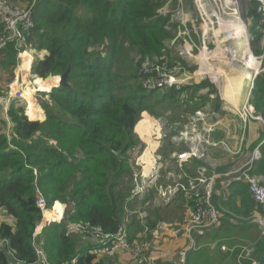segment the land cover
Masks as SVG:
<instances>
[{
  "label": "trees",
  "instance_id": "1",
  "mask_svg": "<svg viewBox=\"0 0 264 264\" xmlns=\"http://www.w3.org/2000/svg\"><path fill=\"white\" fill-rule=\"evenodd\" d=\"M12 1L33 4L34 27L23 48L31 46L48 52L44 58H35L32 75L40 78L50 73L62 75L71 65L68 81L72 89L58 86L43 93L48 95L43 102L46 118L39 120L28 118L24 99H10L6 113L11 130L0 133V207L14 223H0V243L3 241L0 264H17V261L40 264L38 250L45 253L50 264H104L94 252L95 246L79 247V239L71 230L79 222L99 225L108 233H116L126 225L138 229L145 226L138 214L132 216L131 209L137 197L133 190L140 182L136 179L139 171L135 172L137 166L141 170L137 160L146 146L136 131L141 113L166 116L167 107L163 105L166 99L170 103H190L192 108L185 115L212 101L211 108L217 112L214 119H218L224 113L220 111L223 101L218 94L213 95V90L209 94L190 91L205 89L209 82L180 89L143 88L139 68L146 59L166 57L170 67L189 64L171 55L166 45L173 32L167 28L171 15L159 12L166 5L173 10L178 0ZM247 2L242 16L249 22L250 43L257 55L264 49L263 22L259 2ZM172 27L177 30L178 25ZM5 33L0 23V36ZM18 54L14 43H9L0 53V78L8 77L7 81L4 79L6 91L20 63ZM196 69V65L189 68L191 72ZM49 88L29 90L34 94ZM251 95L256 113L264 119V72L255 77ZM153 97L157 101L153 102ZM39 109L38 103L35 108L28 107L31 116L37 115ZM261 151V158L251 172L264 183V144ZM194 160L197 166L203 163ZM222 171V167L217 169ZM164 180L159 184L172 183ZM222 183L220 179L216 181L217 197L213 195L222 213L220 226L236 221L243 223L234 224L243 231L252 229L256 225L253 216L257 213L264 216V206L255 202L246 189L248 184L241 180L231 181L227 187L229 197L219 199ZM37 189L48 199L47 209L51 210L46 211L47 217L57 220L63 214V204L66 208L60 222H51L41 234L35 235L43 219V211L37 205ZM160 210L157 208L156 220L153 213L148 215L146 226L150 230L158 219L162 220ZM130 217L132 221L128 222ZM165 217L169 219V215ZM258 245L263 252L260 264H264V241ZM247 260L246 264H252Z\"/></svg>",
  "mask_w": 264,
  "mask_h": 264
},
{
  "label": "built area",
  "instance_id": "2",
  "mask_svg": "<svg viewBox=\"0 0 264 264\" xmlns=\"http://www.w3.org/2000/svg\"><path fill=\"white\" fill-rule=\"evenodd\" d=\"M257 1L259 2L258 11L261 14L264 31V0ZM164 11L165 10H160L159 12L161 15L166 16V12ZM167 11L169 14L176 12L177 15H182L184 12L183 3L181 2L175 10H170L168 8ZM0 23H2L6 29V33L0 36V53L9 43H14L16 49L19 51L18 57L21 64L23 60L22 54L27 50L23 47L27 44L28 34L34 27L33 7H24L10 0H0ZM254 60L256 63H259V69H251L250 73L254 74V78L250 93L245 104L239 111V116L245 124L253 120L262 121L264 123V119L261 115L256 113L255 107L251 103V90L253 88L254 79L259 74L261 65H264V52L260 55H255ZM181 69L182 68L179 70L178 67H170L165 57L155 62L143 61L139 68V75L142 77L143 88L146 90L164 89L168 87L180 89L184 86H181V84H184L182 80H185L180 77L182 74ZM262 71H264V69H262ZM187 78L188 80L192 79L191 76ZM20 79V75L16 74L15 78L9 84L7 94L0 95V104L5 105V109H7L11 98H25L23 96V90L17 88V85L21 83ZM188 80L186 79V82ZM22 81L24 82V80ZM24 83L27 84L26 82ZM15 86L17 88L16 90ZM216 113L217 112L210 106L206 105L189 114L188 124L185 129L180 130L179 133L174 136L175 139L184 141L189 146V150L179 152L175 156L179 167H182L184 163L192 158H205L210 146L215 147L221 144L216 142L212 136L213 132H215L219 126L217 120L214 119L217 115ZM155 137H159L157 138L158 141L161 140L163 137L162 129H160V135L155 134ZM252 153V158L245 165L247 166L246 168L242 166L238 169L216 173L209 167L202 165L198 168V177H186L185 181H181V174L172 171L169 173V179L172 183L158 186V194L160 198L165 201L183 192L185 196L193 202L190 215L185 219L182 227L186 235L190 237L191 243L189 248L179 251V258L177 259L179 264H186L189 251L195 248V235H205L214 228H217L220 224L222 213L218 210L213 201L216 179L219 177H226L222 183L221 189L223 198L228 197L229 190L227 187L231 181L241 180L248 184L249 191L255 202L260 206H264V183L262 184L261 181H259L260 179L251 173L255 162L261 158V153L257 150ZM153 158H155V161L148 175L144 172L143 164L138 161L139 158L137 160V163L141 165V170L136 175V179L139 178L140 182L137 183L133 190L135 195L143 196L148 193L152 187L157 185L161 177L160 171L162 165L158 161L159 157ZM35 174H37L36 170ZM47 204L48 199L40 189H37V205L43 211V214L48 210ZM145 216L143 212L140 213L141 220L146 219L147 216ZM252 222L259 225L262 230V235H264V216L261 213H257L253 216ZM47 223L49 224L50 221H47ZM173 227L172 224L159 221L155 234L168 230L172 231L174 230ZM37 228L35 235H38ZM74 230L79 234L91 236L95 246L94 252L99 255H106L114 258L121 252H129L134 257L133 264H158L153 255L154 252L152 251L155 239L146 238L141 241L131 240L126 226H121L116 233H108L99 225H94L90 222H79L74 225ZM1 243H3V241H1ZM222 249L230 253H238L239 259H250L252 264H259L254 257L256 244L251 243L234 247L222 245ZM38 256L40 264H50L42 250H38ZM17 264L24 263L22 261H17Z\"/></svg>",
  "mask_w": 264,
  "mask_h": 264
},
{
  "label": "rangeland",
  "instance_id": "3",
  "mask_svg": "<svg viewBox=\"0 0 264 264\" xmlns=\"http://www.w3.org/2000/svg\"><path fill=\"white\" fill-rule=\"evenodd\" d=\"M10 1L13 3L19 2V1H12V0H10ZM188 1H189V3L186 2V0H179V4L181 2H183L185 5V12H183L182 15H177L176 12L169 14L167 11V9L169 8L168 5H166L162 9V10H165L164 12H166V15L167 14L171 15V20H170V23L168 24L167 28L169 31H173V32H172L171 36L166 40V44L168 45V47H171V48H169L171 51V55L174 58H176V56L181 57V58L183 57L189 63L187 67L182 66L183 68L180 67V65L176 66L179 68V70H180V68H182L181 69L182 74L180 75V77L182 79H185V80H182L184 82V84H181V86L191 85L190 83L198 84V83H200V81L202 82V86H203L207 82H209V86L205 89L200 88L198 91H195V89L192 88L190 91L191 92H198V93L206 92L209 94L213 90V92H212V93H214L213 95H217V94L220 95V92H223L225 95H228L231 92H229V91L226 92V89L223 87V86H225L226 88H228L227 84L225 83V82H227V80L224 77H228L230 79L231 85L234 86L235 90H237L238 89V86H237L238 85V81H237L238 79L237 78H241V77H239L240 76L239 73L243 69L240 66L244 67L243 59H242V62H243L242 63L240 60L228 58V57L232 56L230 54V51L233 50V52H236V53H238V51H239V58H241L242 53H244L245 49H247L246 55H247L248 67H251L254 64H259V63L255 62L254 55L251 52V49L254 51V48L251 46L250 38H249L248 30H247L249 27V25H248L249 22L245 21V19L242 16V13H243L245 7H247V5H248V2H247V0H229L228 4H227V3H224L222 0H220V2H219V0H188ZM229 2H230V4H229ZM18 4H20L24 7H26V6L33 7V4H26V3L23 4L21 2ZM195 4H197L198 6H195ZM224 6H227V8H225ZM188 11H191V13L193 15V26L189 29H185L183 23H186V15H187ZM220 19H223L225 26L228 27V29H226V27H224V25L220 24ZM244 22H245V24H244ZM205 23L207 25V27H206L207 32L206 33L203 31V26H202ZM232 23L233 24L239 23L241 25V29H242L241 36H242V38L235 37V36H239V35H237V31H238L237 29L238 28H234V30H233V28H231ZM173 24L178 25L177 30L173 29V27H172ZM225 29H226V32H228V34L226 33V35L229 38V40L224 38ZM204 42H206L208 49L206 47H204V45H205ZM33 50L36 51L35 55L33 54ZM183 50L188 51V52H186V56L183 54L182 55L180 54V52ZM42 55H43L42 51L41 52L37 51L36 49L32 48L31 46L28 47L27 50L23 52L24 57H23V60L21 62L20 69L23 72L22 74H23L24 78H22V76L20 75V77H21L20 82L21 83L19 85V88H21V90L26 88V86L28 84L32 83L33 85H35L33 83L35 80H37V88L44 86V83L41 82V79L43 80V78L39 77V79H37V77L33 76V75L31 77H29L30 71L29 70L26 71V74H25V71L23 70V69H30L31 63L33 61V56H35V58H36V57L42 56ZM233 56L237 57V54L233 55ZM224 57L228 58V60H225L226 58H224ZM161 58H157V59H155V61H157ZM146 60L149 62H155V61H150L148 59H146ZM197 60H199V62H200V67H197L196 70L191 72L189 70V68L193 67L194 65L199 66V64L197 65ZM235 60H236V62H235ZM227 62L229 64L230 63L231 64L230 65L226 64ZM236 64H238L239 66ZM221 68H222V70L226 71L225 75L222 74ZM262 68L264 69V65H262ZM243 70L247 71L246 68ZM247 72H246V74H247ZM221 75L223 76L224 79L222 80V83L220 84V82H221L220 79L222 77ZM249 75H251L250 72H248V76ZM55 76L58 77L61 75H55ZM188 76H191L192 79L188 80V78H187ZM253 78H254V75L252 76V79ZM4 79H6V81H7L8 77L7 76H3V77L1 76V78H0V95H5L7 92L5 90L6 84L4 82ZM22 79L24 80V82H26V83L28 82V84H25L22 81ZM186 79L188 80L187 82H186ZM47 80H49V79H47ZM50 80H57V83L50 86V88L46 91L37 90L33 94V96L27 92V94L30 97H32L30 101L26 97H25L26 99L22 97V99L25 100L26 113L28 114L29 119H31V120H37L38 119L39 120V118H42L44 116V114H45V118H46V113H45V109L43 107V102L48 99V95H44L43 93H49L50 89L59 86V78L53 77ZM210 81H213L214 87L209 88L212 85V83ZM236 83H237V85H236ZM250 84H251V82L249 80H246L243 82L242 102L245 100V98L248 95V92L250 89ZM168 88H170V87H168ZM28 91H30V90L28 89ZM188 94H190V97L192 96L191 93H188ZM183 95L186 97V94H183ZM179 96H180V98L182 97V95H179ZM156 99H157L156 97H153L151 100L153 102H155V101H157ZM215 101L216 100H214V103H215ZM193 102H195V100ZM37 103L40 106L39 112L37 113V115L31 116L29 114L28 107L35 108ZM163 105L167 107L166 112L168 114L166 113L167 114L166 116L157 117V116L151 115L148 111H144L143 113H141L140 120L137 123V130L136 131L138 132L139 137L141 139L143 138L147 142V147L144 149L143 153L140 155L142 161H144L146 163V165H145L146 171H148L152 165V159H153L152 150L156 147L157 141H158L157 138H159V137H155V134L160 135L159 129L163 128V130H162L163 137L161 138L162 145H163L162 147L167 145L168 150L173 149L175 142H176L174 140V136L177 135L180 130L185 129L186 125L188 124V118H189L190 113H187L185 115V112L192 108V106H190V103H186L185 101H182V102L178 101L176 103H170L168 99L164 100ZM207 105L212 107L213 102L211 101V103H209ZM40 114H42V115H40ZM142 115H143V117H142ZM150 115L157 118L159 121V124L155 125V120L152 119ZM233 116L234 115L231 114V115L224 116V118H222L221 116L219 117V118L223 119L222 123L221 124L219 123V126L222 129L227 130L228 133H229V130L231 128L232 129L234 128V125H236L239 129H241V126L243 127V124L241 123V121L239 119L237 120L236 124L232 123L230 121V118ZM45 118L43 120H45ZM161 118H162V120H161ZM1 119H2V114L0 112V121H1L0 122V133L3 132V129H4V122L3 121H5V120H3V119L1 120ZM43 120H40V121H43ZM253 121H256V120H253ZM259 124H258L260 126L259 135H262L261 137H263L264 136V123L262 121H260ZM156 131H158V132H156ZM240 136H241V133H240ZM238 141H239L238 143H240V140H238ZM259 143H260L259 140H256L253 142V144H250L248 147H247V143H244L243 149L240 150V152H238V153H232V152L230 153L228 150H224V152L228 151L229 155L227 153H223V156L226 158L225 160H223V162H224L223 165H228V170L238 169L242 166L244 167L249 162V160L252 158V154H253L252 152L254 151V148H256L258 146L259 149L257 151H260V153L262 154L260 147L263 145V143H260V144ZM232 146L234 147L235 145L233 144ZM158 152H159V150H158ZM133 153L134 152H132V155H133ZM231 154H234V156H232ZM140 156H139V158H140ZM148 162L150 165L148 164ZM246 167L247 166H245L244 168H246ZM210 169H212L214 171L216 170L214 168H210ZM228 170H226V171H228ZM138 171L140 172V168L137 166V168L135 169V172H138ZM219 178H221V177H219ZM225 179H226L225 176L222 177V181H224ZM164 181H166V180H164V179L161 180V182H164ZM157 193L158 192L154 193L153 197H150V199L147 201V203H145L143 205L147 208L149 207V211L151 213H153V216H152L153 220H156V218H154V217L159 215L157 213V207L159 205L161 206V202H163L162 199L159 198ZM138 202L139 201H137V203H136L137 206L139 204ZM176 206L177 205H174V207H176ZM46 211L43 214L44 218H45ZM145 211H146L145 213H148L147 210H145ZM137 214L138 213L133 214L132 216H135ZM1 219H2V213L0 212V223L6 222V221H2ZM158 220L154 223V225L159 223ZM234 222H236V221H233V223ZM237 223L243 224L242 222H237ZM142 224L146 226L147 222L144 220V221H142ZM234 224H232V225L231 224H229V225H222L221 224V226L219 224V227L217 229H215L216 232L214 233L215 235H219V241L217 242V245L212 246L211 249L210 248L205 249V254L211 253L210 256H213V254H218V255L222 256L225 253L223 251H221L220 248L222 246V242H223L222 240L224 239V237H228V239L225 240V242H223V243H227L226 245L228 246V245H232L235 243V240H230V238L234 237L235 235H237V237H239L241 235H246L247 239L238 240L236 244H242V245H244V244L248 245L251 243L256 244V251L254 253V257H255V260L260 264V261L263 257V252H262V248L258 244L260 242L264 241L263 240L264 235H262V230L260 229L259 225L253 224L254 227L252 229H249L247 231H243V229H241L239 226H236ZM219 230H221V231H219ZM245 232H246V234H244ZM71 234L80 240L83 239L86 241H90L92 244H94L91 236L82 235V234L77 233L74 230V227H72ZM199 246L200 245H197V243H196L195 249H193V250H197L199 248ZM225 252H227V251H225ZM210 256H208V257H210ZM227 258H228V261H226V264H230V263L234 262L233 257H231L230 255L227 256ZM211 260L214 261V257H212Z\"/></svg>",
  "mask_w": 264,
  "mask_h": 264
},
{
  "label": "crops",
  "instance_id": "4",
  "mask_svg": "<svg viewBox=\"0 0 264 264\" xmlns=\"http://www.w3.org/2000/svg\"><path fill=\"white\" fill-rule=\"evenodd\" d=\"M186 2L189 3L188 0H186ZM16 4H18V3H16ZM176 4L172 7L173 10H175V8L179 5V2L176 3ZM195 6H198V5L195 4ZM183 11L185 12L184 3H183ZM244 24H245V22H244ZM183 25H184L185 29H189V28H191L193 26V15H192L191 11H188V13L186 15V23H183ZM202 26H203V31L206 33L207 32L206 23L203 24ZM248 34H249V31H248ZM249 38H250V34H249ZM204 43H205L204 47H206L208 49V46H207L206 42H204ZM168 48H171V47H168ZM35 52L36 51L33 50V54L34 55H35ZM186 52H188V51L187 50L186 51L183 50V51L180 52V54L181 55L183 54V55L186 56ZM251 52H252V54L254 56L256 55V53L252 49H251ZM263 52H264V49H263ZM42 53H43V55L42 56H38V57L44 58L48 54V52L46 50H43ZM262 53H260V54H262ZM260 54H257V55H260ZM243 56H244V53H242L241 58H243ZM236 58H238L237 60L241 59V58H239V51L237 53V57ZM34 60H35V56H33V61ZM33 61H32L31 66H30V75H29V77L32 76L31 69H32ZM235 62H236V60H235ZM198 64H199V66H197V67H200L199 60H197V65ZM236 65H238V64H236ZM243 65H244V63H243ZM20 66H21V64L17 66V68L15 70V76H16V73H17V74L21 75L22 78H24L23 74H22L23 72L20 69ZM240 67L243 68V69L246 68L248 72H251V69L248 67L247 64H245L244 67L243 66H240ZM252 69H254V68H252ZM262 69L263 68H262V65H261L259 73L264 72V71H262ZM250 74H251L250 76L244 75V77H242L241 81H238V85L236 83V85L238 86V89H237L238 91L234 89V91L232 93H229L228 95H225L223 92H220V95H219L220 99L223 101V104L221 106L220 111L222 112L224 110V113L220 114V116L222 118H224V116L233 114L234 116L230 118V121L232 123L236 124L237 120L239 119L241 121V123L243 124V127L241 126V129H239L236 125H234V128L233 129L231 128L229 130V133H228L227 130L222 129L220 126H218V129L215 132H213L212 136H213V139L216 142H219L221 144L218 145V146H215V147L214 146H210L209 147V151L207 153V156L205 158H203V159L196 158V159L201 160L203 162L199 166H197V163H195V160H194L195 158L194 159L192 158L188 162L184 163L182 167H179L177 159H176L175 156L179 152H183L185 150H189V146L184 141H179V140L174 138V140L176 142H175V145H174L173 149H171V150L167 149V145L162 147L163 145H162V141L161 140L157 141V145L152 150V152H153V157H159L158 161L162 165V169L160 171L161 177L159 178V180L157 182V185L152 187L149 190L148 193H146L143 196H140V195L138 196L137 195L138 197H135L134 206L132 207V215L138 213L137 217H138V219H140V213L143 212L148 217V215L151 212L149 211V207L147 208V207L143 206L144 204L142 203V200H147L148 201L150 199V197H153V194L158 192V186L160 185L159 182L162 179L170 180L169 179V173L170 172L175 171L178 174H181L182 175L181 181H185L186 177H189V178L198 177L199 176L198 168L200 166H202L203 164L205 166L209 167V168L216 169L215 170L216 173H223L226 170H228V165H223L224 164L223 160L226 159L223 156V153H227L228 155H229L228 151L230 153L231 152L232 153H238V152H240V150L243 149L244 143H247V147H248L250 144H253V142L256 141V140H259L260 143L264 144L263 137H261L262 135H259V129H260V126H261L259 124L260 121H258V122L257 121H251V122L245 124L244 121L239 116V111L241 110V108L245 104V102H246V100H247V98L249 96V93H250V89H251V85H252V81H253L252 76L254 75L253 73H250ZM227 78H226L227 82H225V83L226 84H231L230 79L229 78L227 79ZM246 80H249L251 82V84H250V89H249L248 95L245 98V100L242 102V87H243V82L246 81ZM52 82H56V81H52ZM210 82L212 84H214L213 81H210ZM17 88H19V85L17 86ZM19 89H21V88H19ZM10 104H11V102L8 103V106ZM4 107H5V105H1L0 104V112L2 114V119L5 120V121H3L4 122L3 131H6L8 133L11 130V122L9 121L8 115L6 113L8 107H7V109H5ZM44 117H45V114H44ZM142 117H143V115H142ZM151 118L155 120V125L159 124V121H158L157 118H155L153 116H151ZM222 118L216 119L217 122L221 124L222 120H223ZM161 120H162V118H161ZM160 129L163 130V128H160ZM158 131H156V132H158ZM240 133H241V136H240ZM238 140H240V143H238L239 142ZM143 141L146 143V146H145V148H146L147 147V142L144 139H143ZM233 144L235 145L234 147L232 146ZM258 149L259 148L257 146L256 148H254V151H256ZM158 150H159V152H158ZM224 150H228V151L224 152ZM231 155L234 156V154H231ZM259 160H257V161H259ZM139 161L143 164L144 172L148 175L150 170L152 169L151 168L152 165H151L150 169L148 171H146V169H145L146 163L144 161H142L141 156L139 158ZM154 161H155V158L152 159V164L154 163ZM217 167L218 168L222 167L224 169V171L217 172V169H218ZM219 179L222 180V178H218V179H216V181L219 180ZM244 183H246V182H244ZM161 185H167V183L161 184ZM153 189H154V191H153ZM246 189H248V192L250 193L249 188H246ZM215 190H217L216 187H214V195L216 193ZM152 191H153V193H152ZM218 193H219V199H220V197L223 198L222 195H221V192L218 191ZM229 195H230V189H229L228 197H229ZM146 196H147V198H146ZM158 196H159V194H158ZM215 196L217 197V195H215ZM159 198H160V196H159ZM213 199H214V196H213ZM137 201H139L138 202L139 203L138 206L136 205ZM147 201H146V203H147ZM162 201L163 202H161V206L159 205L157 207V208L160 207V209H161L160 213H161V217H163L161 221L169 223V224H172L174 226L173 227L174 230H172V231L168 230L166 232H158V233L155 234V230H156L157 224L155 225V227L152 230H150L146 226H142V228L138 229L137 226H134V227L130 226V228H129L126 225V228L128 229L129 236H130L131 240L139 241V240H143V239H146V238H148V239L154 238L155 239L154 248H153L152 251L154 252L153 255L156 258V261H157L158 264H179V262L177 261V259L179 258V251L181 249L189 248L190 243H191L190 237H188L186 235V233L184 232L182 227H183V224L185 222V219L190 215V212H191V210L193 208V203H192V201L189 198H187L185 196V194L183 192L182 193H178L176 196L171 197L168 201H165L163 199H162ZM63 205H64L63 214H62V216L59 219L56 220V219H51V218H46V217L44 218L43 217L41 223L39 224V226L37 228L38 234H41L43 228L48 225L47 221H50V223H51V222H55V221L60 222L62 220V218L64 216L65 208H66V205L65 204H63ZM169 205H171V206L169 207ZM174 205H177V206L174 207ZM145 210H147L148 213H145L146 212ZM0 212L2 213V219H1L2 221H6V222H8L10 224L14 223V219L7 215L5 209L0 207ZM166 215H169V219L168 218L166 219V217H165ZM147 217H146V219H144L146 222L148 221ZM144 220H141V222L144 221ZM127 221L131 222L132 218H128ZM158 221H160V220H158ZM234 223H237V222H234ZM217 228H214L212 231L208 232L205 235H195L196 243H197V245H200L199 248L200 247L201 248L199 249L197 247L198 248L197 250L191 249L189 251L186 264H226V261H228L227 256H229V255L231 257H233V259H234V262H232L230 264H246V261H248L247 259H244V260L243 259H239V257L235 253H230L228 251L225 252L222 249V246H221L220 249H221V251H223L225 253L222 256H220L218 254H213V256H210L211 253L205 254V249H209V248L211 249V247L212 246H216L217 242L219 241V235H215L214 234L216 232L215 229H217ZM219 231H221V230H219ZM244 234H246V233H244ZM227 239H228V237H224V239L222 241L225 242V240H227ZM244 239H247L246 235H241L239 237H237V235H235L234 237L230 238V240H235V243L232 244V245H228V246L234 247V246L242 245V244H236V243H237L238 240H244ZM223 242H222V245L223 244L224 245L227 244V243H223ZM93 246H94V244H92L90 241H86V240H83V239L80 240L79 239V247L80 248L91 249V247H93ZM208 256H210V257H208ZM212 257H214V261L211 260ZM98 259H103L104 260V264H133L134 263V261H133L134 257L129 252H121L118 255H116V257H114V258L106 256V255H99Z\"/></svg>",
  "mask_w": 264,
  "mask_h": 264
},
{
  "label": "bare ground",
  "instance_id": "5",
  "mask_svg": "<svg viewBox=\"0 0 264 264\" xmlns=\"http://www.w3.org/2000/svg\"><path fill=\"white\" fill-rule=\"evenodd\" d=\"M224 3H227L228 4V1L229 0H222ZM219 2H220V0H219ZM226 4V5H227ZM229 4H230V2H229ZM225 8H227V6H224ZM220 24L221 25H224V27H226L225 26V23H224V21H223V19H220ZM227 25V24H226ZM231 28H233V30H234V28H238L237 30V35H239V36H235V37H237V38H242V36H241V34H242V29H241V25L239 24V23H235V24H233L232 23V27ZM226 29H228V27H226ZM226 29H225V36H224V38L225 39H228L229 40V38L227 37V35H226V33L228 34V32H226ZM239 32V33H238ZM235 34V33H234ZM246 50L247 49H245V52H244V56H243V58H241L240 60L242 61V59H243V62H244V65L245 64H247L248 63V61H247V55H246ZM230 54L232 55V56H230V57H228V58H230V59H238V58H236L235 56H233V55H236L237 53L236 52H233V50H231L230 51ZM224 58H226V57H224ZM228 58H226L225 60H228ZM226 62V61H225ZM226 64H229L228 62L226 63ZM231 64V63H230ZM229 64V65H230ZM228 66V65H227ZM250 69H252V68H255V70H258L259 69V64H254L253 66H251V67H249ZM23 69V68H22ZM24 71H25V74H26V71H30V69H23ZM235 71V70H234ZM241 71V70H240ZM239 71V72H240ZM221 72H222V74H224L225 75V73H226V71H224V70H222V68H221ZM246 72L247 71H245V70H243L242 69V71L239 73V77H241V78H237L238 80L237 81H241V79H242V77L244 76V75H248V72H247V74H246ZM227 75V74H226ZM222 76V75H221ZM228 76V75H227ZM250 76V75H249ZM225 78V77H224ZM223 78V76L221 77V82H220V84L222 83V79H224ZM227 78V77H226ZM37 79H39V77H37ZM228 79V78H227ZM41 82L42 83H44V88H47V87H50V86H52V85H54V84H56V82H49V81H44V80H42L41 79ZM35 85H33L32 83L31 84H28V82H27V86H26V88H24V89H22L23 90V96L24 97H26L27 99H29V101L31 100V98L32 97H30L28 94H27V92L29 93V94H31L32 96H33V94L30 92V91H28V89L30 88V87H37V80H35L34 82H33ZM240 84V83H239ZM227 86H228V88H226L225 86H223L225 89H226V92H233L234 91V86H232L231 84H227ZM17 88H16V86H15V90H16ZM19 89V88H18ZM238 91V90H237ZM237 93V92H236ZM240 94V93H239ZM30 97V98H29ZM25 98V99H26ZM237 100V99H236ZM28 102V101H27ZM237 102V101H236ZM147 160V159H146ZM148 164H149V162H148ZM150 165V164H149ZM50 209H48L47 211H49ZM45 217L46 218H49V217H47L46 216V213H45ZM43 224V223H42Z\"/></svg>",
  "mask_w": 264,
  "mask_h": 264
},
{
  "label": "water",
  "instance_id": "6",
  "mask_svg": "<svg viewBox=\"0 0 264 264\" xmlns=\"http://www.w3.org/2000/svg\"><path fill=\"white\" fill-rule=\"evenodd\" d=\"M71 70H72V66L69 65L67 70L61 76H58V78H59V86H63L65 88L72 89V85L68 81V77H69V75L71 73ZM54 76L55 75L53 73H50L47 77L43 78V80L51 79Z\"/></svg>",
  "mask_w": 264,
  "mask_h": 264
}]
</instances>
